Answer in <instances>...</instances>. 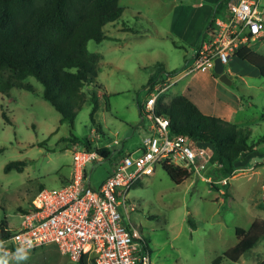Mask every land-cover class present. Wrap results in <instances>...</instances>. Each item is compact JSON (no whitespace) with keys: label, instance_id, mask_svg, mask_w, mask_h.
Instances as JSON below:
<instances>
[{"label":"rangeland","instance_id":"1","mask_svg":"<svg viewBox=\"0 0 264 264\" xmlns=\"http://www.w3.org/2000/svg\"><path fill=\"white\" fill-rule=\"evenodd\" d=\"M120 2L127 8L120 18L105 25L108 38L89 41L90 51L101 54L98 76L85 87L87 99L73 122L61 120L62 113L42 96L44 86L35 76L28 77L35 85L33 91L19 87L10 94L0 91V147H4L0 151V223L6 219L18 228L23 209L31 207L41 187H59L71 177L74 149L83 146L73 136L90 138L95 147L114 144L117 139L120 143L112 150L141 154L142 137L150 133L152 121L147 116L142 119L139 102L146 105L155 99V104L158 90L165 103L186 94L206 113L231 112V121L250 127L251 141L264 136V76L256 67L233 56L225 65L230 83L219 74L189 72L186 66L194 47L173 29L171 1ZM131 3L141 8L133 12ZM250 46L264 54V35ZM174 69H180L177 76L167 75ZM153 74H158L159 82L150 89ZM161 74L166 75L164 82ZM91 89L99 99L93 117ZM237 98L242 103L239 108ZM115 156L113 151L110 157L88 165L93 186H100L112 172ZM19 159L26 160L23 170L15 166L6 170L7 163ZM246 160H251L253 168L244 165L230 178L229 195L203 178H215L207 171L191 173L177 183L162 163L135 183L127 204L131 220L148 240L152 264H213L238 242V226L248 228L255 219L264 218V164L255 165L264 160V142L237 163ZM263 258L264 238L238 261L224 259L221 264H257ZM9 264L15 262L9 260ZM23 264L75 263L52 243L30 250Z\"/></svg>","mask_w":264,"mask_h":264},{"label":"trees","instance_id":"2","mask_svg":"<svg viewBox=\"0 0 264 264\" xmlns=\"http://www.w3.org/2000/svg\"><path fill=\"white\" fill-rule=\"evenodd\" d=\"M124 10L120 0H0V91L10 94L14 87L33 91L35 85L28 77L35 76L44 86L42 96L62 113L61 120L73 122L87 99L85 87L98 76L101 54L90 51L89 41L108 38L105 25L120 18ZM214 19L215 16L207 25L203 39L214 30ZM237 57L249 62L264 76V54L248 45L237 51ZM179 72L180 69H174L167 71V75L173 77ZM161 78L164 82L166 75L161 74ZM157 82L158 74H153L149 80L150 89L155 88ZM160 96L161 92L155 103V112L169 117L171 134L187 135L212 149L207 172L214 179L232 177L239 158L264 142V136L251 141L250 127L204 112L186 94H177L167 103ZM91 97L93 117L99 106L94 89H91ZM145 106L139 102L142 119ZM3 114L9 118L5 110ZM72 139L82 141L88 149L97 148L90 138L73 136ZM98 149L104 158L113 152L106 146ZM2 150L4 147H0ZM25 164L26 160H12L7 163L6 170L14 166L23 170ZM163 166L177 183L191 174L186 168L166 162ZM212 184L221 188L220 184ZM226 194L229 195L227 188ZM13 230L15 228L8 220L1 221L0 236ZM236 232L238 242L217 256L213 264H221L224 259L238 261L256 246L264 238V218L255 219L248 228L238 226ZM77 264L87 263L81 261ZM257 264H264V258Z\"/></svg>","mask_w":264,"mask_h":264},{"label":"built area","instance_id":"3","mask_svg":"<svg viewBox=\"0 0 264 264\" xmlns=\"http://www.w3.org/2000/svg\"><path fill=\"white\" fill-rule=\"evenodd\" d=\"M227 10L226 16L215 17L209 39L187 63L189 72L214 70L217 58L226 65L240 48L264 35V0H228ZM153 101L145 106V117L152 123L150 133L142 137L141 154L134 156L115 148L114 168L96 187L90 182L88 165L104 158L98 148L112 149L120 141L95 149L84 144L75 147L69 180L59 187H41L31 207L23 212L20 226L0 236L7 252L13 253L22 241L30 239L31 250L54 243L75 264H152L148 240L130 217V189L153 174L158 163L202 174L209 169L212 156L210 147L187 135L171 134L169 117L157 114ZM203 178L220 184V191L226 194L230 176Z\"/></svg>","mask_w":264,"mask_h":264},{"label":"crops","instance_id":"4","mask_svg":"<svg viewBox=\"0 0 264 264\" xmlns=\"http://www.w3.org/2000/svg\"><path fill=\"white\" fill-rule=\"evenodd\" d=\"M155 1L158 2L159 0H155ZM170 1H171L170 4L172 5L173 8V11H171L172 20L175 22L173 29L183 40L188 41L194 47L192 53L193 56L195 50L199 48V46L203 44V42L209 39L211 32L205 38L206 40L203 39V37L206 27L209 24V22L212 20L213 16L215 17L218 15L226 16L228 14V10H227L228 0H170ZM123 6L125 7V9L127 8V6L125 5ZM129 8H131L133 12H136L141 8V5L131 3ZM202 72H211V74L214 75L213 73L214 70L212 71L207 70ZM235 103L237 108H239L242 104L241 99L237 98ZM225 113L226 114H222L219 116L231 120L232 119L230 118L231 112L228 111ZM241 163L242 164L237 163L236 172L232 175V177L236 176L240 172L239 169L245 167L244 165H246V167L248 168L251 169L253 168V166L251 165V160H246ZM259 164H264V160L257 161L255 163L256 166H258Z\"/></svg>","mask_w":264,"mask_h":264},{"label":"clouds","instance_id":"5","mask_svg":"<svg viewBox=\"0 0 264 264\" xmlns=\"http://www.w3.org/2000/svg\"><path fill=\"white\" fill-rule=\"evenodd\" d=\"M33 247V241L28 239L22 241L13 253H9L4 248V242L0 241V264H9L13 260L15 264H23L29 258V251Z\"/></svg>","mask_w":264,"mask_h":264},{"label":"water","instance_id":"6","mask_svg":"<svg viewBox=\"0 0 264 264\" xmlns=\"http://www.w3.org/2000/svg\"><path fill=\"white\" fill-rule=\"evenodd\" d=\"M214 71H215V73L219 74V77H220V79L222 81H224L226 83H230L231 82V80H230V78L228 76V73L225 71V65L221 61L220 58L216 59Z\"/></svg>","mask_w":264,"mask_h":264}]
</instances>
